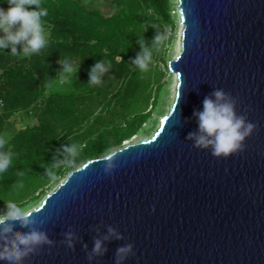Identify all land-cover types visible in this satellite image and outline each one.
<instances>
[{
  "label": "water",
  "instance_id": "95a60500",
  "mask_svg": "<svg viewBox=\"0 0 264 264\" xmlns=\"http://www.w3.org/2000/svg\"><path fill=\"white\" fill-rule=\"evenodd\" d=\"M177 10L180 49L168 67L181 95L154 132L89 158L31 208L56 243L24 264H89L83 244L91 250L109 226L124 238L105 241L96 264H115L128 243L126 264H264V0H177ZM217 88L257 124L229 157L187 139L198 131L193 112ZM112 153L117 167L106 174L102 157ZM70 228L75 250L62 243Z\"/></svg>",
  "mask_w": 264,
  "mask_h": 264
},
{
  "label": "trees",
  "instance_id": "16d2710c",
  "mask_svg": "<svg viewBox=\"0 0 264 264\" xmlns=\"http://www.w3.org/2000/svg\"><path fill=\"white\" fill-rule=\"evenodd\" d=\"M113 1L114 11L107 15L80 0H41L49 13L43 18L49 46L27 58L0 49V133L15 113L38 119L16 131L5 145L14 158L13 166L0 174V210L8 200L27 202L51 181L42 164L53 163L62 145H80L78 166L119 146L157 104L159 90L153 84L166 40L154 51L148 72L140 73L131 61L141 51L140 39L152 47L157 32L167 35L174 23L171 0ZM0 6H8L7 0H0ZM64 57L80 66L67 80L59 77ZM103 59L111 63L104 83L89 84L90 68ZM58 83L69 90H56ZM66 169L73 168L57 170V179Z\"/></svg>",
  "mask_w": 264,
  "mask_h": 264
},
{
  "label": "clouds",
  "instance_id": "9594fccd",
  "mask_svg": "<svg viewBox=\"0 0 264 264\" xmlns=\"http://www.w3.org/2000/svg\"><path fill=\"white\" fill-rule=\"evenodd\" d=\"M7 8L0 7V49H10L12 56L25 58L38 54L49 46V39L45 32L43 18L48 16V9L41 0H7ZM156 27V26H153ZM167 39V35L157 32L154 36L152 47L145 44L144 39L138 43L141 51L137 53L131 64L140 73H146L153 64L154 51ZM111 63L106 59L98 60L89 70L88 83L100 86L104 83V76L109 72ZM80 72L70 58L64 57L61 61L59 77L73 75ZM177 87H181L178 85ZM177 97L181 92L176 93ZM178 103V102H177ZM238 99L223 89L217 88L203 101L202 110H196L193 115L198 121V131L188 134L195 147L210 149L216 157H229L234 153L243 151L245 141L250 137L257 124L249 121L246 115L237 112ZM174 113H169L170 117ZM7 139L0 137V174L7 172L13 166L14 154L6 149ZM80 145L75 142L64 144L56 150L57 157L46 167V175L51 181L57 180V170L61 168H75L80 155ZM116 153L103 156L106 161L104 171L111 174L117 167L115 163ZM62 157V158H60ZM38 209H29L15 201H5V206L0 210V262L2 264H24L30 256L37 254L44 245L55 246V241L50 238L48 232L37 227V217L34 213ZM41 223V222H40ZM17 225L28 229L18 232ZM112 238L123 239V234L114 227L109 226L108 233L102 238L94 239L93 247L88 250V245L83 244L87 252L89 264H96L98 257H103L108 248L105 241ZM80 240L77 232L69 229L64 233L62 241L68 248L75 250ZM135 255L134 244L128 243L116 249L115 264H126L128 258Z\"/></svg>",
  "mask_w": 264,
  "mask_h": 264
},
{
  "label": "rangeland",
  "instance_id": "374dc122",
  "mask_svg": "<svg viewBox=\"0 0 264 264\" xmlns=\"http://www.w3.org/2000/svg\"><path fill=\"white\" fill-rule=\"evenodd\" d=\"M80 2L89 7H98L107 15L111 14L114 11L115 7V3L113 0H80ZM171 4L172 14L174 16V23L173 25H170L167 28L166 44L161 50V55L158 57L159 61L156 67L158 76L153 84V86H155L157 90H159L157 104L152 108V111L147 117V120L142 124L138 131H136L130 137L124 139L119 146L107 148L105 151L95 156L108 154L109 152L122 146L126 142L135 141L140 139L141 137L150 135L157 128L158 121L160 120L162 114H165L168 111V107L173 102L176 93L177 75L174 71H171L166 64L169 62L170 59L175 58L177 56V53L179 52L180 33L183 24L180 22L178 16L177 0H171ZM0 7L7 8V6ZM45 32L48 36L49 31L47 30V28H45ZM69 78L70 76L68 75L64 76V80H67ZM56 90L67 91L69 90V87L68 85L65 87L63 86V84L58 83ZM50 91L51 90H48L47 93H49ZM8 122H10V126L0 133V137L6 138L7 141L13 136L16 131L23 129L26 126H30L37 123L38 119L36 115L29 116L28 114L26 115L23 112H18L13 114L12 117L8 119ZM85 161H83L82 163H84ZM70 171L71 170L66 169L63 173H61L60 177L55 182L49 181L33 195H30L27 202L23 203L22 205L28 207L29 209L37 206L41 202L43 197L53 188H55Z\"/></svg>",
  "mask_w": 264,
  "mask_h": 264
}]
</instances>
